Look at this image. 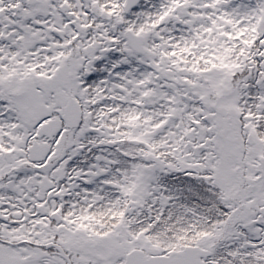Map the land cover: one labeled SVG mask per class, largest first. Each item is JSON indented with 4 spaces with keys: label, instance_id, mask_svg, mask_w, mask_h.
I'll return each instance as SVG.
<instances>
[{
    "label": "snow or ice",
    "instance_id": "obj_1",
    "mask_svg": "<svg viewBox=\"0 0 264 264\" xmlns=\"http://www.w3.org/2000/svg\"><path fill=\"white\" fill-rule=\"evenodd\" d=\"M0 264H264V0H0Z\"/></svg>",
    "mask_w": 264,
    "mask_h": 264
}]
</instances>
